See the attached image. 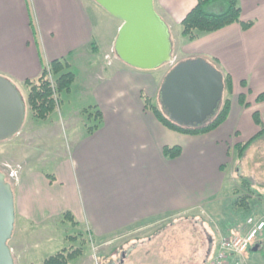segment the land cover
I'll list each match as a JSON object with an SVG mask.
<instances>
[{
  "label": "crops",
  "instance_id": "0c3cea01",
  "mask_svg": "<svg viewBox=\"0 0 264 264\" xmlns=\"http://www.w3.org/2000/svg\"><path fill=\"white\" fill-rule=\"evenodd\" d=\"M197 1L154 0L156 11L169 28L174 55L178 57L183 51L185 56L179 60L218 59L220 69L232 76V95L245 94L249 103L244 106L237 97L238 114L232 117V107L227 120L206 135L172 130L144 107V95L153 101L159 98L169 69H138L119 58L109 64L105 56L115 47L123 23L119 18V23L110 21L106 39L93 21L89 1L0 0V75L18 88L26 79L39 77L52 60L68 57L74 69L86 62L90 72L85 93L91 106L98 105L103 113L98 129L91 133L74 131L68 150L62 153L66 161L57 165L53 181L26 168L27 160L18 158V178L12 186L16 215L13 236L19 232L25 235L23 227L30 220H59L65 211H71L91 231L101 250L110 248L100 251L107 260L120 255L121 263L109 264H123L136 247L125 245L150 243L169 219L166 216L198 211L212 204L213 197L227 193L228 156L232 153L231 145L225 142L227 137L234 133L236 145L260 132L255 111L264 123V101L256 100L264 92V0H240L242 19L254 21L249 29L235 22L189 40L182 35L181 23ZM173 30L181 31V39ZM94 41L96 46H92ZM101 49L103 64L93 60ZM229 123L234 127L226 136ZM23 132L13 137L20 144L31 141ZM205 136L215 138L223 159H197L191 150L183 159L186 145ZM174 145L182 147V154L166 157L165 147ZM238 158L235 178L262 179L260 161L250 175L245 154ZM208 222L204 225L212 226ZM222 227L226 235L235 228L228 221ZM209 236L206 264H210L218 245L213 246ZM114 244L121 246L115 249Z\"/></svg>",
  "mask_w": 264,
  "mask_h": 264
},
{
  "label": "rangeland",
  "instance_id": "374dc122",
  "mask_svg": "<svg viewBox=\"0 0 264 264\" xmlns=\"http://www.w3.org/2000/svg\"><path fill=\"white\" fill-rule=\"evenodd\" d=\"M90 3V14H92L95 25L102 31L104 38L108 39L109 35V23L110 21L120 22L118 18L110 14L105 8L99 6L94 0H86ZM95 8V9H94ZM181 31L173 30L175 37L181 39ZM113 48L108 52L105 58L111 62L118 59ZM178 59L184 58V52L180 51ZM103 50L101 49L99 54L95 57L96 62H103ZM84 61H82L83 63ZM81 63V64H82ZM112 64V63H111ZM87 67L88 64L85 62ZM77 66L74 71L77 74L76 81L69 92H62L60 94V104L57 110L52 114L51 118L45 121H39L33 119L31 112L27 109V115L25 124L20 130H23L26 136H31V141L24 140L21 144L17 138H9L0 140V172L5 176L6 181L13 186L15 178H18V158L19 160H27L26 168L41 173L46 179L53 181L57 174V165L62 161H66L62 156L69 148L70 140L74 131L83 132L87 131L89 126H92L96 121L85 110L91 106V101L85 93V88H88L89 72L86 66ZM162 67V68H161ZM162 70H167L168 65L164 64ZM110 70V69H109ZM154 71V70H152ZM18 90L24 99L27 101L28 88L25 84H19ZM225 93V97H231L233 112L232 117L238 114V102L239 95H228ZM26 95V97H25ZM155 103L160 105V99H155ZM231 110V109H230ZM231 123V122H230ZM227 124L225 130L226 136L229 131L232 132L234 127L231 124ZM229 125V126H228ZM31 133V134H29ZM206 135V134H204ZM225 135V134H224ZM192 140V138H190ZM212 136H205L197 140H193L187 144L186 154L183 159H187L189 150L195 152L198 159H223L224 153L222 147H217L214 144ZM226 145H231L232 153L228 156L230 159L228 167V177L226 187L229 194L223 193L220 197H213V204H206L203 209L195 212H187L176 215L170 214L169 219H166L165 224L159 228L160 232L158 236L154 235L151 238L150 243L142 245L126 244L125 248H131L136 246L130 254L127 256V260L123 264H206L207 251L210 245V236L214 240V245L218 244L219 238L225 236L223 234V220L225 219V226L227 217L232 216L234 207L229 203L234 202L238 196L251 193L253 195L252 202H257L258 198H261L260 206L257 207V211L254 216L257 218H264V135L256 139L251 146L245 151V159H247V168L252 172L248 174L253 175V167L262 165V171L260 181H256L254 178L250 180L248 185L243 183L242 179L236 177V166L240 163L238 160V152L234 145L236 139H234V133L225 141ZM188 149V150H187ZM24 159H23V157ZM259 174L257 177L259 178ZM232 184V185H231ZM247 184V183H246ZM252 187V188H251ZM236 189V192L234 190ZM251 189L253 191H251ZM260 193V194H258ZM230 200V201H229ZM229 201V202H228ZM237 201V200H236ZM224 203V205H223ZM211 207V208H210ZM223 207V209H222ZM213 209V210H211ZM177 214V212H175ZM75 215V214H74ZM174 217V218H172ZM239 217V215H238ZM77 219V218H76ZM212 223V226L208 227L204 222ZM242 221V220H241ZM241 221H239L241 223ZM29 224L25 225L24 233L22 235L16 233L9 241V245L12 249L15 264H41V262L48 256L55 254L57 251L62 250L65 247L71 245L79 246L80 239L83 238L78 233H85L84 239L86 240L85 249L86 252L83 256L78 257L73 264H109L112 262H119L120 255L116 257V260L108 258L107 255L102 254L100 251H109V249H102L98 244L95 237H90L86 233L87 227L79 222V227L73 226L71 223H63L61 217L59 220L52 221H28ZM208 222V223H209ZM243 222V221H242ZM239 223V224H240ZM238 224V225H239ZM237 225V226H238ZM227 232L230 234V230ZM227 230V229H226ZM149 232V230H147ZM76 234L80 239L76 242H70L65 240V235ZM228 234V235H229ZM151 236V234H149ZM92 239H94L92 241ZM264 232L258 239V246H255L254 251H250L245 259L246 264H264ZM115 249L120 248L121 245L114 244ZM122 250V249H121ZM216 250V249H215ZM121 253L123 252L120 251ZM123 255H121L122 258ZM109 257H112L109 256ZM212 259V257H211Z\"/></svg>",
  "mask_w": 264,
  "mask_h": 264
},
{
  "label": "water",
  "instance_id": "95a60500",
  "mask_svg": "<svg viewBox=\"0 0 264 264\" xmlns=\"http://www.w3.org/2000/svg\"><path fill=\"white\" fill-rule=\"evenodd\" d=\"M123 21L115 42L118 57L143 70L156 69L172 57L170 31L155 9L154 0H95ZM225 93L223 72L209 60L179 61L160 89L162 110L175 123L200 127L219 112ZM26 118V103L17 86L0 75V140L17 134ZM15 200L11 185L0 172V264H15L9 241L15 229Z\"/></svg>",
  "mask_w": 264,
  "mask_h": 264
},
{
  "label": "trees",
  "instance_id": "16d2710c",
  "mask_svg": "<svg viewBox=\"0 0 264 264\" xmlns=\"http://www.w3.org/2000/svg\"><path fill=\"white\" fill-rule=\"evenodd\" d=\"M239 22L243 29H249L254 21H244L242 19V6L240 0H198L196 5L187 13L182 20V35L189 40H194L202 34L212 33L223 29L224 27ZM97 42L94 41L92 46H96ZM213 65L220 68V62L218 59H212L210 61ZM77 74L72 68V63L68 57L55 59L46 64L39 77L35 79H26L24 81L25 86L28 88L27 94V107L31 112L33 119L45 121L51 118L52 114L57 110L60 104V94L64 91L69 92L76 81ZM225 93L228 95L233 94V79L228 73H224ZM245 84V83H243ZM144 107L152 111L159 121L166 127L178 131L180 133L189 135H201L212 132L222 125L230 114L232 99L231 97H225L223 104L217 113V115L211 118L207 123L200 127H187L181 126L170 119L166 113L162 110L161 106L153 101V99L147 95L143 96ZM258 102L264 101V92L260 93L256 99ZM239 101L244 106H248L245 94L239 95ZM87 114L96 121L92 126H89L87 132H93L98 129L103 123V113L98 105H92L85 110ZM254 120L256 124L261 127L254 137L246 142L236 144L234 147L238 152V156H244L245 151L251 146V144L259 137L264 135V123L261 115L258 111L254 112ZM182 154V147L179 145L166 146V157L176 158ZM244 180V181H243ZM243 183L248 185L250 180L243 179ZM247 183V184H246ZM252 188V187H251ZM251 191H253L251 189ZM236 192V189L234 190ZM226 194H229L228 192ZM260 194V193H258ZM253 195L249 192L246 195L238 196L234 202L228 201L231 206L233 205L234 211L232 216H228L227 221L231 222L233 227L237 226V229L243 228L246 220L254 216L257 211V207L260 206L261 198H258L257 202H252ZM239 215V217H238ZM63 223H71L75 227H79V221L76 219L71 211H65L61 216ZM225 219L223 220L224 224ZM88 236L93 237L91 231L87 230ZM83 232L78 233L83 238L80 239L76 234L65 235V240L70 242L80 241L79 246L71 245L65 247L62 250L57 251L46 257L41 264H73V261L78 257L85 254L86 240L84 239ZM94 239H92L93 241ZM264 240V239H263Z\"/></svg>",
  "mask_w": 264,
  "mask_h": 264
},
{
  "label": "built area",
  "instance_id": "2783aa9c",
  "mask_svg": "<svg viewBox=\"0 0 264 264\" xmlns=\"http://www.w3.org/2000/svg\"><path fill=\"white\" fill-rule=\"evenodd\" d=\"M245 227L246 232L236 231L221 239L211 264H246V255L264 230V220L249 217Z\"/></svg>",
  "mask_w": 264,
  "mask_h": 264
}]
</instances>
